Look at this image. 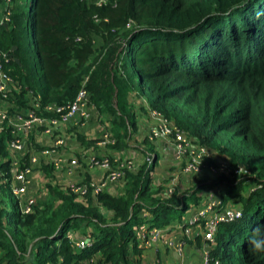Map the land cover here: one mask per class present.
Returning <instances> with one entry per match:
<instances>
[{
	"label": "trees",
	"instance_id": "obj_1",
	"mask_svg": "<svg viewBox=\"0 0 264 264\" xmlns=\"http://www.w3.org/2000/svg\"><path fill=\"white\" fill-rule=\"evenodd\" d=\"M5 10L0 53L18 87L15 106L37 95V114L55 116L43 107H65L83 85L114 138L107 148L118 149L136 130L133 96L172 137L180 133L194 153L204 151L202 169L225 172L190 178L180 189L179 177L194 174L183 173L185 159L177 158V171L155 184L156 144L144 138L137 147L143 161L124 172L114 194L88 189L79 197L42 164L45 195L29 214L14 204L11 225L0 186V264H144L137 230L167 226L209 186L220 187V199L235 202L240 216L218 224L207 264H264V252L247 243L264 224V0H8ZM28 26L36 75L24 45ZM71 132L93 148L94 139ZM7 138L0 134L1 156ZM70 230L90 244L75 248L65 237Z\"/></svg>",
	"mask_w": 264,
	"mask_h": 264
},
{
	"label": "built area",
	"instance_id": "obj_2",
	"mask_svg": "<svg viewBox=\"0 0 264 264\" xmlns=\"http://www.w3.org/2000/svg\"><path fill=\"white\" fill-rule=\"evenodd\" d=\"M7 1L0 0V25L3 26L8 20L5 10ZM2 59L6 62L0 53V134L5 131L8 138L5 146L6 155H0V186H3L7 191L9 199H13L20 214H29L36 201L45 195L48 178L41 170L42 164L50 166L51 174L57 184L69 187L71 192L79 197L86 194L88 189L96 194L105 185L113 184L115 187L121 182L125 171L136 169L139 165L138 162L123 158L118 154L104 152L101 156H90L86 160L89 168L98 171V177L69 183L72 182L69 175L73 172L74 167L78 166L77 158L70 156L61 159L58 157V152L68 138L75 137L71 131H77L87 136L83 131L87 122L98 120L96 112L89 105L87 92L81 85L73 101L65 107H58L54 104L43 107L44 111L58 113V115L48 118L40 116L37 114L40 110L37 95L28 96L27 105L23 108L15 106L12 95L13 92H18V87L3 72ZM153 115L157 119V123L149 131L148 138L170 142L175 160L177 158L185 159L182 172L199 174L203 170L199 158L204 151L199 149L194 153L193 147L188 145L182 134L175 133L172 137L170 126L160 120L156 114ZM96 127L98 132L93 140V148L104 149L111 145L114 138H112L108 125L99 122ZM93 148L90 147V149ZM191 149L192 151H190ZM84 150L89 149H81V151ZM4 163L7 168H1V164ZM62 169H65V177L60 176ZM223 171V166H220L216 170L209 169L208 172L214 177ZM237 171L234 170L235 173ZM219 188L217 187L216 190ZM193 206L188 205L190 208ZM192 211V214L184 222L177 223L174 227L165 230L141 226L136 232L138 245L144 248L159 245L172 249L178 256H181L185 244L188 241H194L195 237L199 236L203 245L201 264H207L208 253L214 244L213 236L218 224L235 220L240 216V210L237 206H230L229 202H223L219 195L214 196L213 191H208L203 204L195 207ZM65 237L77 249H83L90 244V241L83 237L76 238L71 230L65 233ZM205 241H207L206 244ZM213 264L218 263L214 261Z\"/></svg>",
	"mask_w": 264,
	"mask_h": 264
},
{
	"label": "crops",
	"instance_id": "obj_3",
	"mask_svg": "<svg viewBox=\"0 0 264 264\" xmlns=\"http://www.w3.org/2000/svg\"><path fill=\"white\" fill-rule=\"evenodd\" d=\"M132 103V110L134 114V119L136 121V130L131 135L129 140H126L123 145H121L118 149L114 148H85L82 146L79 142H77L74 139L68 138L65 142V145L60 149L58 152V157L61 159H65V157L70 156H76L78 161V166L74 167L73 172L69 175L70 178L76 179V180H84L87 179H95L98 177V171L96 169H91L87 165V159L90 156L98 157L101 156L104 152H109L111 154H118L123 158L131 159L133 161H136L138 163H141L143 161V157L139 153V150H137L138 145L140 142L144 139L145 134L151 127V123L153 119L155 120V116L152 113H149L148 111L142 112L138 110L140 105V100L136 101V103ZM157 120V119H156ZM93 125V120H90L89 123L86 124L85 129L83 130L86 134L87 129L90 128ZM93 128V127H92ZM92 131L98 132V129H92ZM97 134V133H96ZM96 136V135H95ZM153 142L156 144V150L158 154V160L157 164L155 165L156 168H158L162 173H157L156 171L152 174V179L156 182H160L164 175L167 176L166 179H168V176H172L173 172L166 171L163 167H168L171 169L173 167L174 172L177 171L176 168V160L174 157V152L171 146L170 142L166 141H160V140H153ZM81 149H89L81 151ZM153 155V154H152ZM87 157V158H86ZM176 168V169H175ZM61 177L66 176L65 169H62V172H60ZM72 176V177H71ZM190 178L194 181H209L212 179V175L205 169H203L199 174L193 175H186L179 177L180 183L178 184V188L185 189L190 185ZM159 184V183H158ZM162 185V184H161ZM166 186V184H165ZM170 186L169 188H171ZM120 186L117 185L114 187V185H105L101 191H104L105 193L114 194V192L119 189ZM168 189V188H167ZM217 186H209L204 187L199 193L197 194L196 201H189L187 204L194 205L192 208L187 207L186 211L183 212L179 218L172 219L171 223L167 226L163 227L162 230L168 229L170 227H174L177 223H182L185 221V219L192 214V209L195 207L203 204L206 195L208 194V191H213V195L217 196L219 195V190H216ZM226 202H233L231 200H228ZM236 205V204H235ZM74 232V231H73ZM74 236L77 238L79 236L78 233L74 232ZM203 256V245L202 242L196 243L194 241H190L189 243H186L183 251L181 253V256H178L176 252L172 249H168L159 245L151 246L147 248L145 251V254L143 258L145 257V262L151 261V264H201ZM148 257V260H147ZM150 258V260H149ZM149 264V263H148Z\"/></svg>",
	"mask_w": 264,
	"mask_h": 264
},
{
	"label": "rangeland",
	"instance_id": "obj_4",
	"mask_svg": "<svg viewBox=\"0 0 264 264\" xmlns=\"http://www.w3.org/2000/svg\"><path fill=\"white\" fill-rule=\"evenodd\" d=\"M24 2H25V4H27L28 2H29V0H24ZM29 35H30V27L28 26V30H27V35H25L24 36V45H25V47H26V50H27V54H28V56H29V58H30V60H31V62H32V64H33V68H34V75H36L37 74V72H38V65H37V62H36V58H35V55H34V51H33V49H32V46H31V44L29 43ZM136 101H138V99L136 98V97H133L132 96V98H131V102H133V103H136ZM138 110H139V108H138ZM96 114V113H95ZM97 115V114H96ZM98 117V116H97ZM99 121L100 120H93V125L90 127V128H88L87 129V132H86V135H87V137L88 138H92V139H94L95 138V135H96V132L95 131H92V129H97V125H98V123H99ZM87 123H89V121L87 122ZM156 123H157V120L155 119H153V121H152V123H151V127L149 128V130L147 131V133L145 134V137L144 138H146V139H149L148 138V133H149V131L151 130V128H154L155 127V125H156ZM93 127V128H92ZM72 136V135H71ZM151 139V138H150ZM77 142H79L77 139H75ZM163 169V171H164V169L166 170V171H169L170 172V170H169V168L168 167H163L162 168ZM154 171H156L157 173H162L158 168H156V166L153 168V170H152V174H153V172ZM167 178V176L166 175H164V178L162 179V180H165ZM168 178H169V176H168ZM167 180V179H166ZM71 181L72 182H69V183H74L75 181H76V179H71ZM168 181V180H167ZM249 181V180H248ZM251 182V181H250ZM249 182V183H250ZM170 185L168 184V182H166V187H169ZM236 203L235 202H230L229 203V205L230 206H234V207H236L237 206V204L235 205ZM5 206H6V209H7V211L9 212V214H10V217H9V219H8V223H9V225H11L12 223H13V215H14V201H13V199H10V200H8V199H6L5 200ZM238 207V206H237ZM144 260H145V257L143 258V262H144ZM147 260H148V257H147ZM149 260H150V258H149ZM151 264V261H148L147 263L145 262V264Z\"/></svg>",
	"mask_w": 264,
	"mask_h": 264
},
{
	"label": "clouds",
	"instance_id": "obj_5",
	"mask_svg": "<svg viewBox=\"0 0 264 264\" xmlns=\"http://www.w3.org/2000/svg\"><path fill=\"white\" fill-rule=\"evenodd\" d=\"M247 243L253 253L264 252V224H257L252 234L248 237Z\"/></svg>",
	"mask_w": 264,
	"mask_h": 264
}]
</instances>
